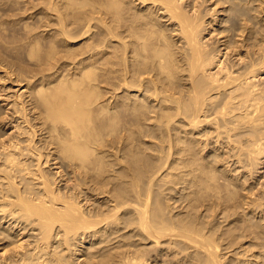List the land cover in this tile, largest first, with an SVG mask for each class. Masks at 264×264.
Returning a JSON list of instances; mask_svg holds the SVG:
<instances>
[{
	"label": "bare ground",
	"instance_id": "obj_1",
	"mask_svg": "<svg viewBox=\"0 0 264 264\" xmlns=\"http://www.w3.org/2000/svg\"><path fill=\"white\" fill-rule=\"evenodd\" d=\"M263 75L264 0H0V264H264Z\"/></svg>",
	"mask_w": 264,
	"mask_h": 264
},
{
	"label": "rangeland",
	"instance_id": "obj_2",
	"mask_svg": "<svg viewBox=\"0 0 264 264\" xmlns=\"http://www.w3.org/2000/svg\"><path fill=\"white\" fill-rule=\"evenodd\" d=\"M215 34H216V33H215ZM221 37H222V35H218V36H216L215 38H213V39H214L213 41H217V40H219ZM261 79H262V80L264 79V75L261 77ZM263 84H264V81H263ZM0 85H1V84H0ZM6 85L9 86V83L6 84ZM8 91H9V90H8ZM8 91H7V92H8ZM8 93H9V94H13L12 91H9ZM6 127H8V125H7ZM9 131L12 132L13 130H9ZM11 132H9V133H11ZM9 133H7V134H9ZM219 152H220V153H219ZM218 153L221 154V155H222V153H223V155H224V152L221 153V150L218 151ZM213 154H214V152H213ZM213 154L211 153V155H213ZM223 155H222V156H223ZM224 156H225V155H224ZM233 160H234V163H233ZM233 160H232L233 165H236L237 167H236V166H233L232 164H229L230 166H228V165H227V166H228L230 169H232L233 171L236 170L235 172L232 171V173H235V174H236L237 171H238V173L242 172V173L244 174V176H242V177H240V178H241L242 181H244L245 175H246L247 177L249 176L248 173L246 172L247 170L245 169V170H246V171H245V170L243 169V171H240L239 166H238V162H236L235 159H233ZM235 162H236V164H235ZM231 165H232V166H231ZM234 167H235V168H234ZM236 168H237V169H236ZM234 169H235V170H234ZM241 169H242V168H241ZM262 171H264V169H263ZM259 175H260V173H258L257 176L259 177ZM243 177H244V178H243ZM263 179H264V178H263ZM263 179H261V181H262ZM258 188H259V186H258ZM177 192H178V190H177L175 193H174V192L171 193V194H172L171 196H173V194H174V196H173V199H174V200L171 201L172 203H174L173 201H175L174 204H176V203L178 204V203H179V199H180V197H181V199H182V196H181V195H182V194H181L182 192H178V193H177ZM177 195H178V196L180 195V197H177ZM175 198H176V199H175ZM182 200H183V199H182ZM171 202H170V203H171ZM180 202H181V204L179 203L178 206H179V205H180V206L182 205L181 207H177V204H176V206H175L174 204L171 203L172 206L174 205V206L177 208V209H176V208L173 207V209H175V210H173V211H176V212H174L175 214H177V212H180V209H183V206H185V204H186L184 201H183V202H184V205H183V202H182L181 200H180ZM178 208H179V209H178ZM172 213H173V212H172ZM174 213H173V214H174ZM198 214H200V213H198ZM30 233H32V232H30ZM27 239H28V238H27ZM29 240H30V239H29ZM31 240H32V239H31ZM32 242H33V241H32ZM165 252H166V251H165Z\"/></svg>",
	"mask_w": 264,
	"mask_h": 264
}]
</instances>
